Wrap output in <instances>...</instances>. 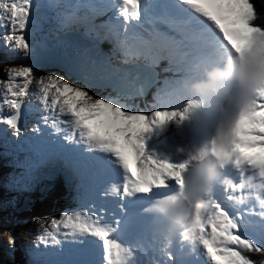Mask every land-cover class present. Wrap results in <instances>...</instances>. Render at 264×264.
Wrapping results in <instances>:
<instances>
[{
  "label": "snow or ice",
  "instance_id": "6c2138e0",
  "mask_svg": "<svg viewBox=\"0 0 264 264\" xmlns=\"http://www.w3.org/2000/svg\"><path fill=\"white\" fill-rule=\"evenodd\" d=\"M34 8L56 9L61 28H83L93 47L108 42L125 63L166 61L172 77L158 89L153 110H133L123 80L101 79L86 60L57 56L30 40V27L38 25ZM0 21L2 46L32 61L9 67L0 80V104L11 110L0 124L27 145L28 168L59 164L76 181L75 210L37 218L40 244L68 243L61 264H264L247 255L264 254V0H0ZM230 56L254 68L260 83L225 81L208 97L191 91ZM47 61L58 62L65 75L37 77ZM33 82L39 87L31 95L52 131L34 126L25 135L20 121ZM109 88L108 95L93 91ZM170 126L186 141L174 153L155 143ZM206 154L225 164L211 188ZM197 191L193 202L187 194ZM156 225L164 242L150 253L142 241Z\"/></svg>",
  "mask_w": 264,
  "mask_h": 264
},
{
  "label": "clouds",
  "instance_id": "9594fccd",
  "mask_svg": "<svg viewBox=\"0 0 264 264\" xmlns=\"http://www.w3.org/2000/svg\"><path fill=\"white\" fill-rule=\"evenodd\" d=\"M255 71L250 65H241L235 57H227L224 66H212L203 73V78L191 85V91L204 97L212 95L225 81H236L242 87H255L260 81L253 75ZM209 188L223 171L225 164L211 154H206L202 161ZM188 197L195 202L200 198V192H189ZM179 219V217H178Z\"/></svg>",
  "mask_w": 264,
  "mask_h": 264
},
{
  "label": "bare ground",
  "instance_id": "6f19581e",
  "mask_svg": "<svg viewBox=\"0 0 264 264\" xmlns=\"http://www.w3.org/2000/svg\"><path fill=\"white\" fill-rule=\"evenodd\" d=\"M85 46H86V45L83 44L79 39H73V40L71 41V43H70V47H69V49H70V50H76V49H78V48H80V47H85ZM57 56L68 57V55H67L66 53H61V54H59V55H57ZM116 65H117V62H116V64H115V66H116ZM112 71L114 72V75L112 76V79H113V80H123L124 83L128 82V81H126L125 79L119 77V73H118V70H117L116 67H114V68L112 69ZM138 80H139V79H138ZM111 90H112V89H111ZM21 248H22V250H24V247H23V246H21ZM3 249H4V248H3Z\"/></svg>",
  "mask_w": 264,
  "mask_h": 264
},
{
  "label": "rangeland",
  "instance_id": "374dc122",
  "mask_svg": "<svg viewBox=\"0 0 264 264\" xmlns=\"http://www.w3.org/2000/svg\"><path fill=\"white\" fill-rule=\"evenodd\" d=\"M23 131H24V134L25 135H30V133L27 131V129L26 128H23ZM0 200L2 201V202H6V200H7V197H2V196H0ZM6 217H8V215L6 216V215H2L1 213H0V219H5ZM14 219H16V218H14ZM5 229H7V227L6 226H3V225H0V237L3 235V233L5 232ZM14 236V235H13ZM23 243H22V246L25 248V241H22ZM3 244V243H2ZM14 246H15V248L16 249H18V250H20V248H21V242H20V240L19 239H17V238H14ZM9 247H11V244L9 245ZM4 250H5V248H4ZM6 251V250H5ZM2 261H3V259L2 258H0V263H2Z\"/></svg>",
  "mask_w": 264,
  "mask_h": 264
},
{
  "label": "trees",
  "instance_id": "16d2710c",
  "mask_svg": "<svg viewBox=\"0 0 264 264\" xmlns=\"http://www.w3.org/2000/svg\"><path fill=\"white\" fill-rule=\"evenodd\" d=\"M102 95H106V93H102ZM15 236V235H14Z\"/></svg>",
  "mask_w": 264,
  "mask_h": 264
}]
</instances>
